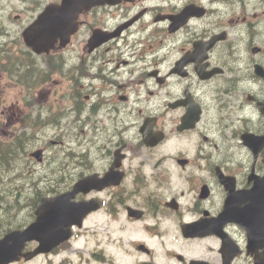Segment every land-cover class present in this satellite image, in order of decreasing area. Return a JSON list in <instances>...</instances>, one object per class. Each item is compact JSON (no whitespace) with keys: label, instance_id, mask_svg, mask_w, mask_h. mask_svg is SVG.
Listing matches in <instances>:
<instances>
[{"label":"flooded vegetation","instance_id":"1","mask_svg":"<svg viewBox=\"0 0 264 264\" xmlns=\"http://www.w3.org/2000/svg\"><path fill=\"white\" fill-rule=\"evenodd\" d=\"M60 1L18 0V4L12 6L10 0H0V8L11 9L14 20L22 23L23 32L49 4ZM10 17L8 15L0 19L4 22ZM80 21L78 33L55 42L49 54H35L25 46L22 35L19 44L13 47L20 50L24 58L49 61L51 75H54L52 89L55 98H58L57 92L61 96L65 95L66 98L61 99L67 102L87 77H104L111 85L122 86L126 96L132 95L144 102L147 111L158 108L165 110V116H169L166 119L172 124L170 133L183 139L197 134L209 137L212 138L214 152L233 155L245 151L251 153L254 160L252 151L243 145L241 138L244 134L253 138L264 134V0H122L117 5L102 4L82 13ZM97 28L115 31L116 36L91 39ZM69 58L75 62V69L65 68ZM165 61L170 62V71L177 69L179 63L183 64L185 75H171L167 84L160 83L157 77L149 76L155 71L156 65L159 68L157 76L163 74L161 63ZM22 71L25 72V69ZM174 76L195 89L198 93L196 100L203 113L193 129L182 132L178 131V124L174 123L180 120L184 112L169 107V99L173 95L177 99L182 98L179 87L170 86ZM98 80L101 82L100 78ZM92 92L97 93V90ZM22 102L23 108H18V111L19 115L24 116L26 105L29 104L24 99ZM82 102L84 104L79 107L86 117L91 119L90 115L96 114V122L106 124L105 131L112 135L109 142L114 148L104 149L105 167L95 170L99 175L106 176L120 147L117 138L122 133L118 129L124 107L112 97ZM37 103L34 101L31 105ZM171 111H175L174 114ZM223 159L209 166L212 172L215 165L231 168L228 163L220 164ZM263 159L264 146L258 154L257 163L264 166ZM248 165H251L249 160L242 163L245 172ZM120 170L125 171L120 185L91 191L87 196L91 198L93 194L98 195L101 203L100 209L89 214L84 223L96 221L94 226L88 228L98 230L100 248L94 255L97 264H118L115 255L107 252L106 247L113 245L114 241L121 243L125 239L124 236L113 237L111 228L122 215L129 217L127 209L130 206L145 211L139 220L128 218L132 222L142 223L140 256L144 257V261L140 264H168L171 255L163 246L164 233L159 225L147 222L148 219L151 221L150 218L156 220L160 215L171 214L170 209L165 207L166 199H154L149 193H140L139 196L129 193L124 196L122 191H128L123 187L127 186L130 171L123 167ZM133 185H138L137 179ZM222 202L223 199L217 203L213 198L210 201H196L192 207V220L216 216L222 209ZM227 230L229 234L233 232L229 227ZM149 237L157 238L161 244L154 245ZM216 240L218 249L221 241ZM241 258L249 260L250 264L254 263V256L243 253V250L234 261ZM189 261L185 263L183 260L180 264H188Z\"/></svg>","mask_w":264,"mask_h":264},{"label":"water","instance_id":"2","mask_svg":"<svg viewBox=\"0 0 264 264\" xmlns=\"http://www.w3.org/2000/svg\"><path fill=\"white\" fill-rule=\"evenodd\" d=\"M88 188L82 181L73 192L44 200L36 210L35 223L24 232L12 233L0 241V260L8 254L17 255L16 252H20L24 242L29 239H37L41 243L37 251L33 253L36 254L38 251H48L53 245L69 238L70 226L80 222L88 211L96 207V205L87 206L83 202H71L75 193ZM13 259L15 256L11 255L0 264H6Z\"/></svg>","mask_w":264,"mask_h":264},{"label":"trees","instance_id":"3","mask_svg":"<svg viewBox=\"0 0 264 264\" xmlns=\"http://www.w3.org/2000/svg\"><path fill=\"white\" fill-rule=\"evenodd\" d=\"M22 138L26 139V135L24 134V136ZM29 144H33V140L32 139H28V142L26 140L25 144L24 141L22 142H18L15 141L14 145H12V150L14 151V153H12V155H14L18 150H20L21 148L24 149L25 147H28ZM7 153L6 152H2L0 151V175H1V169H2V162L5 161L7 159ZM8 161V160H7Z\"/></svg>","mask_w":264,"mask_h":264},{"label":"rangeland","instance_id":"4","mask_svg":"<svg viewBox=\"0 0 264 264\" xmlns=\"http://www.w3.org/2000/svg\"><path fill=\"white\" fill-rule=\"evenodd\" d=\"M3 126L5 127L6 129V134H3L4 136H7V135H10L11 138L14 137L15 134L18 133V130L17 128L14 129V125L13 123H5L3 122ZM0 131H2V128L0 126ZM15 131V132H14ZM14 133V134H13ZM88 147V146H87ZM1 233V232H0ZM57 259L56 257H52V261L54 264H57ZM39 264H48L47 263V259L46 258H42L40 261H39Z\"/></svg>","mask_w":264,"mask_h":264}]
</instances>
